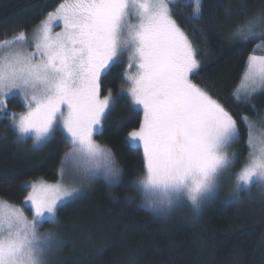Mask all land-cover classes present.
<instances>
[{
  "label": "snow or ice",
  "instance_id": "snow-or-ice-1",
  "mask_svg": "<svg viewBox=\"0 0 264 264\" xmlns=\"http://www.w3.org/2000/svg\"><path fill=\"white\" fill-rule=\"evenodd\" d=\"M180 3L191 7L189 20L202 19L203 0H62L31 42L23 30L0 38V118L10 119L17 142L31 138L37 146L59 126L71 145L68 160L86 177L102 172L110 183L118 182L121 169L113 153L93 135L114 103L102 77L127 54L121 94L143 113L139 127L127 134L143 150L145 174L136 184L158 211L182 199L198 211L235 163L236 154L227 148L239 129L230 112L191 79L200 60L173 18ZM57 21L62 30L53 32ZM258 35L264 36L261 16L234 33L244 41ZM257 47H264V40ZM262 90L264 55H249L236 99ZM11 95L22 98L25 112L8 111ZM241 120L248 129L249 155L235 174L233 200L254 184L264 190V132L255 134L248 117ZM30 187L25 204L33 211L31 220L0 201V264H48L44 257L56 244L54 233L41 239L37 225L55 223L58 203L79 193L63 184Z\"/></svg>",
  "mask_w": 264,
  "mask_h": 264
},
{
  "label": "trees",
  "instance_id": "trees-1",
  "mask_svg": "<svg viewBox=\"0 0 264 264\" xmlns=\"http://www.w3.org/2000/svg\"><path fill=\"white\" fill-rule=\"evenodd\" d=\"M61 2L0 0V38L30 32ZM190 15L191 7L184 3L173 8V18L198 50L200 68L191 79L236 119L235 147L242 162L248 129L241 117L262 119L264 126V90L249 99L235 94L249 55H264V47H257L264 36L244 41L234 33L247 20L264 17V0H203L202 19L189 20ZM122 61L102 77L114 103L101 126L121 176L115 183L92 185L57 207L63 242L48 264H264V190L250 197L253 190H242L239 200L222 192L198 211L187 203L179 206L180 201L168 210L148 206L136 184L145 174L142 150L127 140L143 113L121 94L127 68V60ZM7 109L22 113L25 107L19 97H10ZM10 123L0 118V200L23 206L31 184L57 180L70 144L59 127L37 146L31 138L17 142Z\"/></svg>",
  "mask_w": 264,
  "mask_h": 264
},
{
  "label": "rangeland",
  "instance_id": "rangeland-1",
  "mask_svg": "<svg viewBox=\"0 0 264 264\" xmlns=\"http://www.w3.org/2000/svg\"><path fill=\"white\" fill-rule=\"evenodd\" d=\"M37 26L34 29H32L30 32L27 33V36H28V39H29L30 42H31V40L33 38V33H34V30L37 28ZM61 30H62V24L57 21L56 24H55V26L53 27V32H59ZM29 50H33V49H29ZM122 58H124L125 60H127V54H125ZM241 84H242V80H241V82H240L237 90L241 87ZM237 90H236V93H237ZM252 95H250V96H248L246 98L243 93H240V98H242V99H244V98L245 99H249ZM10 97H19L22 100V98L19 95H11ZM25 111H26V109L23 112H25ZM249 121H251L254 124V126H255L254 127V133L255 134L264 132V126H262V124H261L262 121H263L262 119H261V122H259L257 120H253V119H249ZM60 129L63 131L62 128H60ZM63 134L66 135V133L64 131H63ZM93 139L96 141V143H98L101 146L106 147V148H108V149L111 150V152L114 155L116 164L119 166V162H118V159H117L115 153L104 142V140L102 138V132H101V130H99L97 133H95L93 135ZM247 140H248V136H247ZM247 147H248V145H247ZM70 150H71V145L69 146V149H68L67 153ZM141 150H142V148H141ZM227 151L230 152V153H235L236 154L235 163L229 169H227L226 172L221 176V178L219 180V187H218L217 191L211 197H209L208 199H206L202 203V205H204L205 203H207L208 201H210L216 195H221L222 192L226 193L225 195H227L229 198H231V196H232L233 190L235 189V183H236V181H235V174L242 168L243 164L246 162V160L248 158V155H249V148H248V151H247V157L242 162H240V159L238 158L239 157V153H238V151H236L235 141L232 142L228 146ZM142 154H143V150H142ZM106 181H108V179L103 175L102 172L101 173H96L95 175H88L86 177V174L83 173L77 167L76 162L68 160L66 158V155H65L64 158H63V160H62V163H61L60 173L58 175L57 180L52 181V182L43 181V182H38L36 184H40V183L47 184V185L63 184L65 187H67L69 189H72V188L79 189V193L75 197H73L71 199H66V200L58 203V206H59V205L65 203V202H68L70 200H73L76 197L82 195L83 193H85L87 191V189L90 186L96 185V184H99V183H102V182H106ZM253 186L254 187L251 188V190H253V192H251V190H250L251 193L249 192L250 193L249 194V197L250 196H256V193H259V192L262 191L261 188L258 185H255L254 184ZM31 192H32V189H31ZM245 192H248V191H245ZM145 200L147 202L146 196H145ZM0 201H2V200H0ZM180 202L181 203L179 204V206H181L182 204H185V203H187L188 205H190V203L186 199H182ZM9 204L12 205V206H15V207H18V208L22 209L24 215L29 220H31V218L33 216V211H32V209L28 205L25 204V201L23 202V206L13 205L11 203H9ZM72 218H74V217H72ZM70 221H71L70 219L67 220L66 221V225H68L69 223H71ZM47 232L54 233V239L56 241V244L52 248V250L45 253V257L44 258L48 262V260L50 258H52L55 255V253L59 250V247L61 246V243L63 242L61 224L59 223V221L57 220V218H56V222L55 223L46 221V222H44L42 224H38L37 225V233L41 237V239L44 238V234L47 233Z\"/></svg>",
  "mask_w": 264,
  "mask_h": 264
}]
</instances>
